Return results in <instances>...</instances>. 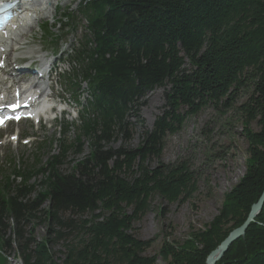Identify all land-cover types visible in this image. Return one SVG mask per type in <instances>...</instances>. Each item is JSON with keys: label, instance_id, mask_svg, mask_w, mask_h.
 <instances>
[{"label": "trees", "instance_id": "1", "mask_svg": "<svg viewBox=\"0 0 264 264\" xmlns=\"http://www.w3.org/2000/svg\"><path fill=\"white\" fill-rule=\"evenodd\" d=\"M79 6L88 29L77 59L91 100L74 125L76 137L70 141L73 125H65L61 153L44 167L0 171V264L8 257L22 264H156L157 255H144L153 241L136 237L134 222L155 196L183 203L199 189L190 162H160L166 138L207 106L236 107L249 143L246 173L191 243L165 240L158 254L166 264H205L264 190V0H83ZM63 15L77 25L71 11ZM247 87L248 100L236 106ZM157 88H164L162 112L130 146L134 109ZM117 140L122 144L112 147ZM86 143L89 154L61 172L69 153L83 154ZM36 175L42 179L31 183ZM39 224L47 229L41 239L34 232ZM60 242L63 259L53 251ZM217 264H264V205Z\"/></svg>", "mask_w": 264, "mask_h": 264}, {"label": "rangeland", "instance_id": "2", "mask_svg": "<svg viewBox=\"0 0 264 264\" xmlns=\"http://www.w3.org/2000/svg\"><path fill=\"white\" fill-rule=\"evenodd\" d=\"M58 1L64 2L65 5L61 10H57V13H55V4L51 7L47 5L51 9L47 12L49 16H43L38 23H33L31 31H26L27 44L13 57L29 56L30 59L38 62L49 55V63L58 60L57 70L54 72L58 74L54 76L53 81L54 100L56 103L61 102L60 107L67 108L69 112L58 115L59 119L55 122L45 120L37 124L26 120L18 125L13 123L8 128L0 130V169L3 172H11L14 166L22 170L30 165L36 170L44 167L52 155L61 153L57 142L59 138H62L60 126L64 123L76 122L82 103H85L87 84L82 83L81 78H78L76 86L70 84L69 78L74 76L78 65L74 62L75 57L68 53L70 47L79 45L85 25L79 21L78 32L71 37L66 36L64 25H58L60 12L69 6L76 10L80 0ZM47 24L52 28L49 37L42 31ZM59 38L67 41V45L60 46ZM55 45L61 51L65 49L64 54L57 52L56 49L51 50V47L55 48ZM30 51L32 53H29ZM52 52H54L53 56ZM60 63H63V70H68L66 74L59 73ZM251 91L252 88H243L236 106L246 102ZM78 100L81 101L80 105L76 103ZM139 104L134 109L136 113L131 117V122L136 124L132 132L133 138L128 144L133 147L138 146L140 133L143 132L144 127L151 128L155 119L161 114L164 104V88L148 91L146 96L139 100ZM47 116L52 117L54 114ZM141 121L144 122V126L140 125ZM250 127L255 131L259 129L256 122H252ZM18 132H20L18 143L16 140L13 143L2 144L6 138L9 139V136ZM75 135L76 133L72 132L68 136L70 141L75 138ZM26 139L29 143L25 144L23 140ZM165 143L160 162L166 164L178 161L190 162L197 173L199 189L192 198L183 203H169L160 196H155L151 201L150 209L140 220L134 222L132 233L140 239L153 241L144 255H157L156 264H166L158 256L165 240L184 246L193 241L192 233L206 229L217 216L225 195L246 173L247 158H249L247 151L249 143L244 135L243 119L236 107L225 111L217 110L212 106L203 108L196 115L188 117L182 129L168 136ZM120 144H122L121 140H117L111 146L117 148ZM89 152L88 143L84 146L83 154L70 152L68 158L60 166L61 172L69 173L73 162L85 157ZM157 163L158 161L155 160L152 165ZM41 179V175H36L31 183L38 184ZM46 206L45 204L44 207ZM46 230L45 225H37L34 229L36 237L41 239L46 234ZM53 251L58 258L63 259L62 242L54 245ZM8 264L22 263L16 257H9Z\"/></svg>", "mask_w": 264, "mask_h": 264}, {"label": "bare ground", "instance_id": "3", "mask_svg": "<svg viewBox=\"0 0 264 264\" xmlns=\"http://www.w3.org/2000/svg\"><path fill=\"white\" fill-rule=\"evenodd\" d=\"M1 1L8 0H0V2ZM58 2V0H19V18L15 20L8 29L9 37L6 39L0 37V98L5 99L10 96V93L12 95H23L25 102L33 104L31 109H34V112H43L46 108H49V100H46L47 96H44V93H47L48 96L51 95V75L48 79L46 77L44 78V80H48L47 83H45V81L39 82L36 80L30 83L29 80H27L25 84L22 85L19 81L20 79L18 80L17 77L13 76V73L6 74L3 71H6L9 67L21 65V60L28 59L27 57L14 58L13 56L16 55V52L19 51L24 44H27V37H25L26 31H31L33 23H38V20L43 16H49L47 12L51 11V9L47 5L51 7L53 4L57 5ZM12 30H14V33L10 34ZM29 53H32V51ZM2 73H4V75H2ZM52 94L54 96V93ZM17 139L18 136L15 134L13 140L16 141Z\"/></svg>", "mask_w": 264, "mask_h": 264}, {"label": "water", "instance_id": "4", "mask_svg": "<svg viewBox=\"0 0 264 264\" xmlns=\"http://www.w3.org/2000/svg\"><path fill=\"white\" fill-rule=\"evenodd\" d=\"M264 205V190L256 203L251 207V210L245 219V221L237 228L233 229L228 236L213 250L209 253L206 258L205 264H217L223 259L225 253L229 250L231 245L238 239L245 236L247 229L255 221L259 213L261 212Z\"/></svg>", "mask_w": 264, "mask_h": 264}, {"label": "snow or ice", "instance_id": "5", "mask_svg": "<svg viewBox=\"0 0 264 264\" xmlns=\"http://www.w3.org/2000/svg\"><path fill=\"white\" fill-rule=\"evenodd\" d=\"M0 123H2V121H0Z\"/></svg>", "mask_w": 264, "mask_h": 264}]
</instances>
